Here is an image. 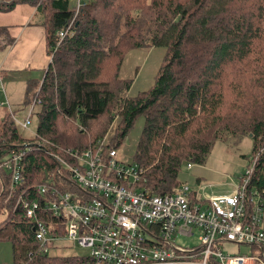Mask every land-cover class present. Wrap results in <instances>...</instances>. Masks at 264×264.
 <instances>
[{
	"label": "trees",
	"instance_id": "obj_1",
	"mask_svg": "<svg viewBox=\"0 0 264 264\" xmlns=\"http://www.w3.org/2000/svg\"><path fill=\"white\" fill-rule=\"evenodd\" d=\"M28 1L40 14L50 59L25 89L33 137L20 135L10 113L0 120V162L24 150L14 190L0 168V240L11 242L12 264L93 263L88 255L43 252L15 206L19 195L38 197L32 187L56 173L47 151L84 149L114 117L113 147L143 118L131 160L139 183L158 194L180 182L183 165L205 161L223 134L248 135L250 162L239 179L247 177L246 188L264 200V0H84L57 45L54 32L68 22L73 1ZM13 2L0 1V10ZM154 45L165 53L153 82L127 96L132 79L117 76L121 60L129 49Z\"/></svg>",
	"mask_w": 264,
	"mask_h": 264
},
{
	"label": "built area",
	"instance_id": "obj_2",
	"mask_svg": "<svg viewBox=\"0 0 264 264\" xmlns=\"http://www.w3.org/2000/svg\"><path fill=\"white\" fill-rule=\"evenodd\" d=\"M72 1V15L54 32V45L66 36L84 3ZM28 113L19 121L23 126L29 123ZM47 152L56 173L32 187L38 197L19 195L15 206L32 223L43 252L65 236L88 248L92 264H264V200L246 188L247 177L228 193L200 194L180 181L158 194L139 183L141 169L134 161L117 160V148L106 134L82 150ZM23 154L18 148L0 162L9 173L10 190L21 182ZM194 234L195 243L176 240ZM223 243L249 249L224 251Z\"/></svg>",
	"mask_w": 264,
	"mask_h": 264
},
{
	"label": "rangeland",
	"instance_id": "obj_3",
	"mask_svg": "<svg viewBox=\"0 0 264 264\" xmlns=\"http://www.w3.org/2000/svg\"><path fill=\"white\" fill-rule=\"evenodd\" d=\"M9 1L11 0H4V2ZM27 21L29 24H26ZM40 23V14L35 12L34 6L28 0H14L9 10H0V28L3 29L5 36L12 38L20 28L26 26L30 30L28 34H25V37H27V41L31 45L23 49L13 50L10 56L8 64L13 67L12 73H8V78L4 79L0 71V120L6 113H10L11 116L14 115V122H16L18 132L25 138L33 137L36 125V121L30 115V112H27L30 107L32 108L33 103L30 102L27 105L25 89L29 80L32 82L41 80L43 69L49 60V54H46L45 50H43V45L41 56L38 54L37 40L44 44V41H42V38L44 39L43 28ZM9 46L10 44L5 47ZM0 51H2L1 48ZM5 51L6 49L2 52ZM164 53L165 47L160 45L142 46L127 50L117 71V76L132 79L127 88V96L135 95L151 85ZM32 65L37 68L36 71L30 69L29 66ZM34 87L32 85L29 86L28 93L32 92L31 90ZM27 113L29 123L23 126L19 121H22ZM117 123L118 118L114 117V120L107 125L103 132V135L106 134V141L113 136ZM142 124L143 118L140 116L136 117L126 136L116 146L118 161L125 164L132 161L131 155L141 134ZM223 139L225 140L216 139L214 141L205 161L201 162V164L191 163L190 167L183 165L178 176L180 181L194 189H198L200 194L230 192L244 173L245 166L250 162L248 155L250 154L252 143L250 137L246 134L233 135L225 133L223 134ZM142 171L144 170L142 169ZM1 217L2 215H0ZM176 240L183 244L195 243L196 234L190 236L179 235ZM236 247H239L240 253H246L249 249L248 245L244 244H222L224 251H234ZM48 251L60 255H88V248L78 245L65 236L58 240H53L49 244ZM0 264H12L11 242L7 239L0 240Z\"/></svg>",
	"mask_w": 264,
	"mask_h": 264
},
{
	"label": "crops",
	"instance_id": "obj_4",
	"mask_svg": "<svg viewBox=\"0 0 264 264\" xmlns=\"http://www.w3.org/2000/svg\"><path fill=\"white\" fill-rule=\"evenodd\" d=\"M0 1H3L4 2V0H0ZM26 24H29V22L27 21ZM42 28H43V25H42ZM29 31L30 30H29L28 26L22 27V28H20L18 30L17 34H15V36H13L12 38H9L7 36H4V35H2L0 33V48L2 49V51L4 49H6L5 52L0 51L1 52V55H0V71H1L2 77L4 79H7L8 78V73H12V71H13L12 65L8 64V62L10 61L9 59H10V56L12 55L13 50L18 49V48L23 49L26 46H30L31 45V43L29 41H27V37H25V34H28ZM43 36H44V28H43ZM7 41H9V42H7ZM42 41H44V44H43V42H41V41L39 42L37 40L38 50H39V53L38 54L40 56L42 54V52H41L42 51L41 50L42 49V45L44 46L43 47V50H45V36H44V39L42 38ZM9 44H10L9 47H5V46H8ZM45 52H46V50H45ZM49 59H50V56H49ZM29 67H30L31 70H34V71L37 70V68L35 66H33V65L32 66H29Z\"/></svg>",
	"mask_w": 264,
	"mask_h": 264
}]
</instances>
